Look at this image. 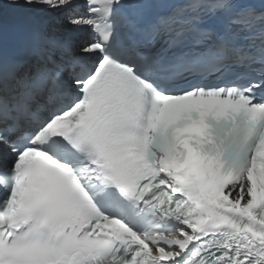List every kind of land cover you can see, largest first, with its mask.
Masks as SVG:
<instances>
[{"label": "snow or ice", "instance_id": "1", "mask_svg": "<svg viewBox=\"0 0 264 264\" xmlns=\"http://www.w3.org/2000/svg\"><path fill=\"white\" fill-rule=\"evenodd\" d=\"M0 264H264V0H0Z\"/></svg>", "mask_w": 264, "mask_h": 264}, {"label": "bare ground", "instance_id": "2", "mask_svg": "<svg viewBox=\"0 0 264 264\" xmlns=\"http://www.w3.org/2000/svg\"><path fill=\"white\" fill-rule=\"evenodd\" d=\"M5 24H9L8 18H7V13H6V20H5Z\"/></svg>", "mask_w": 264, "mask_h": 264}]
</instances>
